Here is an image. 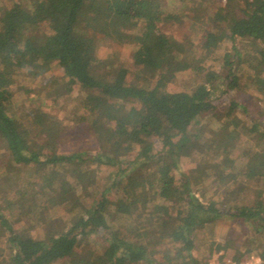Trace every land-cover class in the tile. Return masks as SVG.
Wrapping results in <instances>:
<instances>
[{"label": "trees", "instance_id": "obj_1", "mask_svg": "<svg viewBox=\"0 0 264 264\" xmlns=\"http://www.w3.org/2000/svg\"><path fill=\"white\" fill-rule=\"evenodd\" d=\"M185 19L184 40L162 29ZM117 40L133 72L97 56L99 41ZM223 41L231 47L211 72ZM52 63L64 76L53 94H83L95 154L58 152L62 123L44 107L13 112L12 79L46 76ZM263 63L264 0H0V264H203L232 244L203 233L232 220L251 227V248L234 259L256 245L264 260V120L235 115L236 94L253 86L264 116ZM212 113L222 122L194 131ZM185 160L194 166L176 178ZM34 210L50 216L37 236L19 227Z\"/></svg>", "mask_w": 264, "mask_h": 264}, {"label": "rangeland", "instance_id": "obj_2", "mask_svg": "<svg viewBox=\"0 0 264 264\" xmlns=\"http://www.w3.org/2000/svg\"><path fill=\"white\" fill-rule=\"evenodd\" d=\"M2 1L6 5L9 4V0ZM224 3L225 0H210V5L213 7H220L224 5ZM188 27L189 21L185 19L180 25H166L163 26L162 29L168 34V36L176 40H184L185 37L189 35ZM48 30L49 27L47 25L43 31L48 32ZM230 47L231 43H229V41H223V43H221V49L219 50L220 55L218 56L219 59L215 60L212 66L208 67L209 71L216 73L220 71V67L223 63L221 57L225 51L230 49ZM96 53L97 56H110L113 59H119L131 72L134 71L132 49L130 46L126 45L124 41H99L97 43ZM260 69H263L264 71V63L260 65ZM203 73L204 72L202 71L198 73L195 72L194 74L186 73L183 76L180 75L177 80V86L202 82L204 80ZM241 75L254 78L257 75V71L246 69ZM259 76L264 77V72H262V74ZM63 79L64 76L62 69L57 63H52L47 75L38 79L30 77L27 73H22L18 77H14L12 79L13 83L11 87V105L13 107V112L15 114L20 112L32 113L36 108L44 107V111L57 117L62 123L63 131L59 138L58 152L72 153L84 151L95 154L98 151V143L96 142L94 135L89 128V122L92 118V115L89 113L88 106L83 100V94L78 90L77 87H74L69 94L63 95L59 98L53 94L54 91H57V89L60 88L59 85L57 86V84ZM253 84L256 85V82H253ZM251 87V90L248 93L236 94L238 107L236 109L235 115L238 118L248 122L250 121V117L264 120V116L262 115L261 111V97L256 92V89L253 86ZM217 107L220 114L223 115L226 109V103L223 102L222 104V102H219ZM219 121L222 122V120ZM219 121L217 114H209L207 117L202 119L199 126L194 127V131L199 134L205 128H215ZM40 144L41 140L36 138L35 142L32 144V148L36 150L39 148ZM241 146L242 144H239L231 154L233 156L236 155L240 151ZM193 166L194 164L190 160L183 161L178 165V168L174 172L175 177L179 178L182 173H186L188 169L192 168ZM244 198L248 205L253 204L256 200L253 190L251 192H247ZM9 211L11 216L18 215V210L15 206H9ZM41 215L45 220L49 219L50 217L49 214L45 212H43ZM41 215H39L38 212L34 210V213L25 216L26 220H22V223L19 225V227L22 228L24 233L37 236L42 230V228H40L41 223L39 220L42 219ZM27 219L29 221H27ZM115 221L120 227H125L128 225L127 220L124 218L115 217ZM250 230L251 227L247 223L243 224L234 220L220 221L211 227L206 234L203 233L204 237L202 238H205V241L208 243H210L212 240L219 241L222 244L231 241L232 244L229 245V248L226 251H221L219 254L225 258H235L237 257V251L243 253L246 251V249L251 248V246L248 245ZM253 248L254 253L241 259L246 260L250 259V257H255L260 259V264H264V260H262L260 257V254L263 252V247L253 245ZM219 254H213L212 257Z\"/></svg>", "mask_w": 264, "mask_h": 264}, {"label": "built area", "instance_id": "obj_3", "mask_svg": "<svg viewBox=\"0 0 264 264\" xmlns=\"http://www.w3.org/2000/svg\"><path fill=\"white\" fill-rule=\"evenodd\" d=\"M203 264H260V259L250 257V259L225 258L221 254L212 257Z\"/></svg>", "mask_w": 264, "mask_h": 264}]
</instances>
